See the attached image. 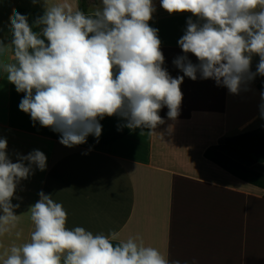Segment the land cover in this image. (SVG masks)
Masks as SVG:
<instances>
[{"label": "clouds", "instance_id": "obj_1", "mask_svg": "<svg viewBox=\"0 0 264 264\" xmlns=\"http://www.w3.org/2000/svg\"><path fill=\"white\" fill-rule=\"evenodd\" d=\"M42 6L43 14L31 24L13 9L11 40H0V74L24 93L19 109L33 126L60 133L65 147L85 144L89 135L98 142L106 116L153 133L165 122L162 108L167 107L169 119L179 115L185 76L195 81L199 74L232 94L264 76V0H160L169 14L191 13L178 40L184 55L173 60L183 76L175 78L163 67L158 29L149 24L156 10L153 0H100L91 12L75 0H42ZM254 56L259 61L252 72ZM261 101L264 116V92ZM46 167L39 149L17 154L13 162L7 140L0 137V238L20 236L21 215L14 211L20 205L12 203L17 185L34 169ZM38 195L28 211L29 238L10 245L2 264H181L136 237L69 228L62 203L43 191Z\"/></svg>", "mask_w": 264, "mask_h": 264}, {"label": "crops", "instance_id": "obj_2", "mask_svg": "<svg viewBox=\"0 0 264 264\" xmlns=\"http://www.w3.org/2000/svg\"><path fill=\"white\" fill-rule=\"evenodd\" d=\"M75 3L79 7V0ZM153 3L149 24L158 29L163 67L174 78L183 76L173 60L184 55L178 40L191 13L169 14L160 0ZM88 4L86 12H91L94 7ZM13 9L27 15L30 24L43 14L42 0H0V40L6 44ZM188 58L198 63L194 55ZM258 61L254 56L252 72ZM180 88L179 115L169 119L167 107L162 108L159 115L165 122L153 133L106 116L100 120L98 142L89 135L85 144L69 148L59 142L60 133L39 123L33 126L19 109L24 93L0 74V137L7 140L10 159L16 162L17 154L34 149L47 157L46 170L34 169L17 185L12 203L20 205L14 210L21 215L16 229L20 236L0 238V257L10 245L29 238L33 225L28 211L43 191L62 203L69 228L136 237L181 264H264V186L242 180L205 157L210 150L245 176L264 171V164L244 162L219 146L221 140L243 133H264V76L257 75L238 94L199 74L195 81L185 76Z\"/></svg>", "mask_w": 264, "mask_h": 264}, {"label": "trees", "instance_id": "obj_3", "mask_svg": "<svg viewBox=\"0 0 264 264\" xmlns=\"http://www.w3.org/2000/svg\"><path fill=\"white\" fill-rule=\"evenodd\" d=\"M88 1L79 0V8L86 12ZM219 146L239 160L254 164H264V133L260 131H251L232 138L223 139L220 141ZM205 157L221 165L242 180L250 182L255 186H264V171L255 173L253 177L245 176L244 172L233 170L221 163L217 156L212 154L210 150L205 153Z\"/></svg>", "mask_w": 264, "mask_h": 264}, {"label": "rangeland", "instance_id": "obj_4", "mask_svg": "<svg viewBox=\"0 0 264 264\" xmlns=\"http://www.w3.org/2000/svg\"><path fill=\"white\" fill-rule=\"evenodd\" d=\"M88 3L90 4H88L90 7L93 6L94 8H96L100 4V0H95L94 4L89 0Z\"/></svg>", "mask_w": 264, "mask_h": 264}]
</instances>
